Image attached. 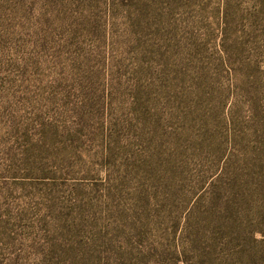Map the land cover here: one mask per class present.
<instances>
[{"label": "rangeland", "instance_id": "rangeland-1", "mask_svg": "<svg viewBox=\"0 0 264 264\" xmlns=\"http://www.w3.org/2000/svg\"><path fill=\"white\" fill-rule=\"evenodd\" d=\"M0 264H264V0H0Z\"/></svg>", "mask_w": 264, "mask_h": 264}]
</instances>
